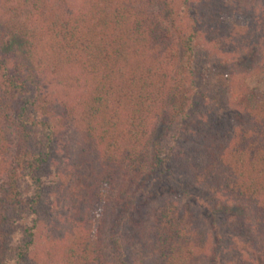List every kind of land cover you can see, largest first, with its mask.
Segmentation results:
<instances>
[{
  "label": "trees",
  "instance_id": "1",
  "mask_svg": "<svg viewBox=\"0 0 264 264\" xmlns=\"http://www.w3.org/2000/svg\"><path fill=\"white\" fill-rule=\"evenodd\" d=\"M0 1V264H264V0Z\"/></svg>",
  "mask_w": 264,
  "mask_h": 264
},
{
  "label": "rangeland",
  "instance_id": "2",
  "mask_svg": "<svg viewBox=\"0 0 264 264\" xmlns=\"http://www.w3.org/2000/svg\"><path fill=\"white\" fill-rule=\"evenodd\" d=\"M2 1H0L1 3ZM4 8L0 6V19L4 20L5 11ZM247 18L241 15L238 18H235V22L246 23ZM36 26V24L34 23ZM247 61V60H246ZM242 61L240 62L241 68L243 67L246 70L245 78L246 82L251 87L258 88L264 94V68L260 60L254 61ZM219 59H211L209 57H203L202 55L196 58V68L197 71L204 77V83L207 84L206 93L213 95V97H222L225 94L226 88L228 87L226 70H224L219 65ZM239 68H234L233 74L238 73ZM230 75V74H228ZM221 101V100H219ZM55 160L61 161V155L56 154ZM55 162V166H59V162ZM48 175V176H47ZM47 178H44L45 188L43 189V194L40 200L38 207L36 208L38 221H40V228L47 229L50 225L49 221L52 218L56 217L59 220H62L64 213L66 212L64 203L56 188L50 187L49 181H51V174H46ZM53 182V181H52Z\"/></svg>",
  "mask_w": 264,
  "mask_h": 264
}]
</instances>
